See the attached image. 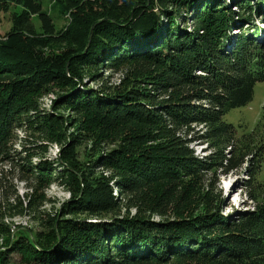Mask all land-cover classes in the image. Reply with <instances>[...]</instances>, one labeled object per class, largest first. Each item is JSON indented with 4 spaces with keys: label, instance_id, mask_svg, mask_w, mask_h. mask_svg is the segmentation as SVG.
I'll use <instances>...</instances> for the list:
<instances>
[{
    "label": "trees",
    "instance_id": "obj_1",
    "mask_svg": "<svg viewBox=\"0 0 264 264\" xmlns=\"http://www.w3.org/2000/svg\"><path fill=\"white\" fill-rule=\"evenodd\" d=\"M48 1L0 0V24L2 14L10 23L0 35V164L26 190L6 199L0 220L25 215L42 227L0 224L5 256L264 264L263 164L249 173L251 211L224 217L216 186L217 170L237 171L251 155V134L237 141L224 116L264 83V27L243 33L264 23V0ZM57 16L66 19L59 30ZM85 75L100 87H82ZM196 142L210 154L197 158ZM52 146L59 151L48 158ZM49 184L69 195L56 210Z\"/></svg>",
    "mask_w": 264,
    "mask_h": 264
},
{
    "label": "rangeland",
    "instance_id": "obj_2",
    "mask_svg": "<svg viewBox=\"0 0 264 264\" xmlns=\"http://www.w3.org/2000/svg\"><path fill=\"white\" fill-rule=\"evenodd\" d=\"M50 6V2L48 0H44L43 8L48 9ZM261 19L255 20V23L251 26L250 24L243 28L246 35L249 36L250 28L253 26H263ZM247 23V22H246ZM36 27H38L37 22H35ZM66 25V19L62 16H57L55 18V26L57 30L64 28ZM10 28V23L8 22V16L2 14L1 15V24H0V35H3ZM240 32L236 29L229 32V35L232 37L238 36ZM260 38V37H258ZM112 77L110 82L117 83L119 79V75L117 74H108L103 73V78ZM82 87L91 89L95 91L100 87L101 82H93L92 79H88L87 76H83ZM53 100L52 96L45 97L42 100L43 107L46 109L49 108L50 102ZM264 83H258L255 85L253 90V98L252 101L245 107H241L238 109H234L229 111L224 116V122L233 126L235 130V135L239 136L238 140L241 139L240 136L247 134H251L250 140H244L245 143L250 145L251 155L248 157V162L241 169L234 170L229 172L228 174H224L223 171L217 170V188L222 193L223 204L225 205L223 210L224 217L233 218L234 215H239L248 211L253 210V204L248 199V192L250 186L253 184L251 177L249 176L250 171L259 170V163L263 164L264 161L260 160V145L264 144V119L262 118L264 114ZM61 115L64 117L69 115L67 113L61 112ZM71 115V114H70ZM196 133H201L202 129L197 127L194 130ZM17 135L21 138L23 133L18 132ZM202 143L190 144L191 149L194 152V155L201 159L210 154L209 148L202 145ZM15 149L18 153L21 154V145L18 142L15 144ZM58 147L52 146L48 158H53L58 154ZM36 161V160H35ZM223 173V174H222ZM17 170H14L9 164L2 163L0 164V218L2 215L8 214L5 207V202L8 197L12 195H17L22 200V196L25 193V186L20 180L17 179L19 177ZM208 179V177H207ZM262 179L264 180V173L262 174ZM46 196L49 200L52 201V205H46V210L53 211V208L56 210L61 208L62 204L69 197L68 193L62 190V188L58 187L55 184H49V188L46 191ZM53 207V208H51ZM133 214V211L130 212V215ZM154 221H159V218L154 217ZM94 222V221H93ZM0 224L10 225L13 228H23L30 233H36L42 230V227L34 222L28 216H16L15 218H6ZM1 245V241H0ZM7 249L0 246V253L4 255L6 263L8 264H25L22 259L17 254H8L5 256ZM10 255V256H9Z\"/></svg>",
    "mask_w": 264,
    "mask_h": 264
}]
</instances>
